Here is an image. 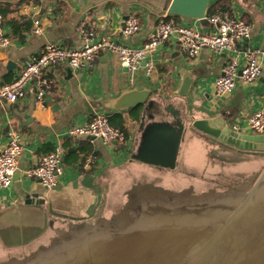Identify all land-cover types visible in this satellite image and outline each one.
<instances>
[{
  "label": "crops",
  "instance_id": "crops-1",
  "mask_svg": "<svg viewBox=\"0 0 264 264\" xmlns=\"http://www.w3.org/2000/svg\"><path fill=\"white\" fill-rule=\"evenodd\" d=\"M169 1L0 0L2 33L11 40L9 46L0 47V85L16 78L27 59L39 54L47 42L74 49L82 44L84 31L88 29L113 34L116 40L132 47L139 46L153 34L157 16L165 13ZM227 3L229 12L250 26L249 37L237 44L234 52L214 53L203 49L191 58L177 42L166 41L154 54L156 68L150 75H145L142 68L130 74L121 66L116 54L102 52L90 66L79 70L71 69L65 63L45 68L43 75L52 81V85L48 87L42 104L36 105L30 93L13 103L0 101V150L7 143L10 131L16 132L24 144L17 163L19 170L38 163L57 145L64 150L63 173L56 187L46 189L37 181L16 173L11 185L0 189V214L4 215V221L31 225L22 224L26 234L13 232V237H10L13 243L5 244L0 239V264L24 261L31 254H36V250L30 248L39 246L43 242L42 235L49 231L57 236L45 244L58 242L66 246L73 238L70 230H80L84 222L95 216L112 219L113 212L108 206L109 187L106 186L110 176L134 175L133 165L145 167V163L130 159L139 113L134 117L132 109L113 113L102 107L122 91L142 87L170 98L176 89L180 69L187 68L193 75L186 97L188 118L220 116L231 128L233 124L243 125L264 105V57L260 58L263 70L256 80L250 84L238 81L231 93L221 97L213 93L214 80L227 62L233 58L242 61V51L246 47L264 49V0H227ZM130 14L138 16L140 29L124 39L119 29ZM36 18L43 29L41 35L31 32ZM177 22L204 32L211 28L207 20L200 22L181 18ZM95 112L114 117L115 121V117H121V129L126 133L127 145L114 147L102 144L97 138L66 135L71 126L86 123ZM239 132L252 133L245 129ZM187 133L189 139L196 142V150L203 157H210L215 163L213 167L226 175L236 174L239 178L238 174L249 169L248 175L254 168L256 174L262 165H233L216 160L210 156L211 146L192 132ZM88 157H93V161L88 167H83L82 163ZM128 158L130 166L126 167ZM150 167L166 172L165 168ZM19 201L21 203L15 212L4 213L7 206ZM25 202L31 204L24 205ZM43 220L46 222L45 230L31 237L32 230L42 226ZM63 235L67 238L60 237Z\"/></svg>",
  "mask_w": 264,
  "mask_h": 264
},
{
  "label": "water",
  "instance_id": "water-1",
  "mask_svg": "<svg viewBox=\"0 0 264 264\" xmlns=\"http://www.w3.org/2000/svg\"><path fill=\"white\" fill-rule=\"evenodd\" d=\"M213 1L170 0L165 16L204 22ZM179 72L170 98L138 87L102 104L113 113L140 107L130 159L173 169L180 142L189 131L211 146L210 156L221 162L250 165L263 160L251 185L231 202L203 212L148 204L138 222L126 230L109 231L113 219L95 216L80 230H70L72 241L41 264H264V133L233 131L220 116L188 118L186 97L193 75L187 68ZM238 175L244 177L247 171ZM20 201L4 213L15 212ZM11 222L0 214V239L5 244L13 243V232L26 234L22 224L31 227ZM45 228L43 220L30 236Z\"/></svg>",
  "mask_w": 264,
  "mask_h": 264
},
{
  "label": "built area",
  "instance_id": "built-area-1",
  "mask_svg": "<svg viewBox=\"0 0 264 264\" xmlns=\"http://www.w3.org/2000/svg\"><path fill=\"white\" fill-rule=\"evenodd\" d=\"M2 18L0 12V47H6L11 44V40L2 33ZM206 19L211 26L208 32L176 22L166 17L164 13L157 16L153 34L135 47L116 40L113 34H101L93 29L84 31L82 44L74 49H68L55 42H47L39 54L27 59L16 78L0 85V101L13 103L30 93L33 94L36 105L42 104L48 87L52 85V81L43 75L45 68L65 63L71 69L79 70L90 66L94 58L102 52L116 54L121 66L130 74L142 68L145 75H150L156 68L154 54L166 41L177 42L188 57L194 58L203 49L214 53L234 52L237 44H241L250 35V26L230 12L218 8L211 15H207ZM139 29L138 16L130 14L119 29V34L127 39ZM31 32L35 35L42 34L43 29L38 18L32 22ZM242 55V61L237 58L231 59L215 78L213 83L215 96L221 97L231 93L238 81L250 84L261 75L263 66L260 58L264 57V49L246 47ZM231 129L237 132L245 129L255 134L264 133V105L243 125L233 124ZM66 135L97 138L102 144L114 147L127 145L126 133L121 128L111 125L108 116L100 112H95L86 123L71 126ZM23 145L18 134L10 131L7 143L0 150V189L9 187L16 173L37 181L46 189L56 187L63 173V148L57 145L43 155L38 163L19 170L17 163ZM92 161L93 157L86 158L82 163L83 167H88Z\"/></svg>",
  "mask_w": 264,
  "mask_h": 264
},
{
  "label": "rangeland",
  "instance_id": "rangeland-1",
  "mask_svg": "<svg viewBox=\"0 0 264 264\" xmlns=\"http://www.w3.org/2000/svg\"><path fill=\"white\" fill-rule=\"evenodd\" d=\"M196 148V142L189 139L186 131L180 142L176 165L173 169H166L165 172L163 169L153 168L147 164H144L145 167L133 165L134 175L113 174L110 176L106 186L109 187L108 206L113 212V222L111 229L108 230L120 231L131 228L145 213L144 209H147L148 204L170 210L184 206L187 210L200 212L217 204H227L251 185L258 172L254 174L256 170L254 168L248 175H244V179L242 176L237 178L236 174L226 175L218 171L216 166L213 167L215 163L212 159L203 157ZM129 160L128 158L125 162L126 167L130 166ZM255 163H263V160L253 162ZM49 232L42 235L43 242L39 246L30 248V250L35 249L36 254H31L24 261L11 263L4 261L2 264H41L57 255L64 246L58 242L45 244L47 240L57 236ZM60 237L67 238V235ZM39 247L41 250L38 252Z\"/></svg>",
  "mask_w": 264,
  "mask_h": 264
},
{
  "label": "trees",
  "instance_id": "trees-1",
  "mask_svg": "<svg viewBox=\"0 0 264 264\" xmlns=\"http://www.w3.org/2000/svg\"><path fill=\"white\" fill-rule=\"evenodd\" d=\"M219 8V9H221V10H223V11H225V12H229V5H228V3H227V0H215V1H213V3L211 4V6H210V8H209V10H208V15H211L212 13H214V11H215V9L216 8ZM1 12V11H0ZM169 18H171V19H173L174 21H178L179 19H181V17H176V16H173V17H169ZM139 109H140V107L138 106V107H135V108H132V115L134 116V117H137L138 116V113H139ZM116 118V121H115V119H114V117L112 118V117H110L109 119H110V123H111V125H113V126H117L118 128H122L123 129V127H122V125H121V117L120 116H117V117H115Z\"/></svg>",
  "mask_w": 264,
  "mask_h": 264
}]
</instances>
